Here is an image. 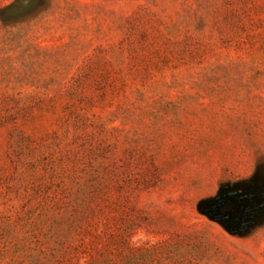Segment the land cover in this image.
Wrapping results in <instances>:
<instances>
[{
  "label": "rangeland",
  "instance_id": "1",
  "mask_svg": "<svg viewBox=\"0 0 264 264\" xmlns=\"http://www.w3.org/2000/svg\"><path fill=\"white\" fill-rule=\"evenodd\" d=\"M0 264H264V0H0Z\"/></svg>",
  "mask_w": 264,
  "mask_h": 264
}]
</instances>
